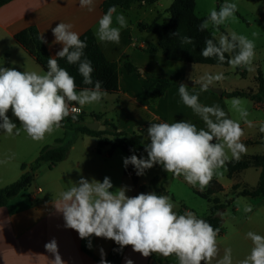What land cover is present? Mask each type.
<instances>
[{
  "label": "clouds",
  "instance_id": "9594fccd",
  "mask_svg": "<svg viewBox=\"0 0 264 264\" xmlns=\"http://www.w3.org/2000/svg\"><path fill=\"white\" fill-rule=\"evenodd\" d=\"M79 6L92 11L94 0H79ZM237 11V3L225 0L219 10L210 9L199 29L204 31L212 26L218 30L219 26L230 19L237 20ZM114 13L116 7L112 6L98 21L95 36L101 42H120V29L127 26V21L123 14L116 15L119 27H113ZM72 29V24L63 22L52 28L55 37L53 43L62 44V49L54 57L48 58V70L44 75L0 67V130L8 135H19L23 130L32 140H43L46 133L62 127V121L70 113L71 118L76 120L82 106L99 103L107 94L102 89L101 81L93 82L92 63L87 58L82 59L87 43ZM170 35H178V32ZM256 35L253 33V36ZM40 39L42 43H47L43 35ZM182 42L192 41L185 36L182 37ZM255 47L254 40L231 32L220 35L218 43L207 39L201 55L204 58L215 57L220 63H224L225 53H228L227 63L233 70L243 66L248 71H254ZM55 57L66 58L68 64L78 65L83 83L94 86L77 92L75 77L67 69L60 67ZM223 79L225 77L222 72L216 75L205 74L199 81L201 91H207L214 81ZM178 90L182 102L200 116L206 129L198 130L195 124L184 120L172 124L150 123L147 128L150 142L145 145L147 158H138L133 154L123 158V165L125 168L132 165L136 175L142 176L146 170L159 164L167 173L176 177L182 175L188 184L194 187L198 185L203 191L214 174H220L217 170L223 168L229 159L226 149L231 153V158L237 161L247 152L246 145L241 142L244 131L241 123L229 118L228 113L219 105L199 103V96L190 94L187 85L179 84ZM71 102H76L81 107H73ZM230 105L245 124L253 126L247 119L249 113L242 106L241 98L233 97ZM10 109L12 116L20 122V127L7 115ZM259 130L264 133V124ZM69 183L72 186L60 194V200L55 206L63 215L66 228L75 230L81 239H89V248L90 238L94 235L114 241L120 250L131 245L134 252L145 258L153 253L164 257L175 254L179 264H201L202 261L204 264H211L218 256L219 228L198 218L194 212L179 214L174 211L177 205L170 196L158 195L155 191L128 196L126 192L130 189L127 186L110 191L113 184L107 176L102 182L82 176L78 181ZM245 211L250 212L251 208H246ZM245 236L252 242V248L237 264H264V235L249 231ZM44 247L54 257L51 264H65L55 238ZM100 253L99 264H109L103 248ZM125 264L134 262L126 259ZM216 264H233L232 249L225 248L223 257Z\"/></svg>",
  "mask_w": 264,
  "mask_h": 264
},
{
  "label": "crops",
  "instance_id": "0c3cea01",
  "mask_svg": "<svg viewBox=\"0 0 264 264\" xmlns=\"http://www.w3.org/2000/svg\"><path fill=\"white\" fill-rule=\"evenodd\" d=\"M103 1L94 0L92 11H89L87 7L81 8L79 0H12L3 5L0 7V38L3 37L8 41V47L4 48L3 52H0V63L4 67H12L21 72L38 73V69L29 59L32 57L16 43L14 35L30 25L37 26L41 35L47 41L45 44L50 56L54 57L62 49V44L53 43L55 37L52 34V28L63 22L72 24V30L79 33V35L88 29H92L95 33L99 19L105 14L101 9ZM159 7L160 0L150 6H147L144 1L136 2L127 10L116 7L112 26L119 27L115 20L116 15L123 14L127 21V26L120 29L121 38L119 44L101 42L97 39L107 58L111 61L119 62L120 92L113 95L117 96L122 106L129 104L134 109L133 116L128 119L129 121L120 119L117 114L115 118H110L106 113H98L103 115L102 120L113 121L121 130L128 133L142 130L144 145L150 142L147 135V128L150 123L166 122L172 124L176 121L184 120L195 124L198 130L200 128L206 129V125L200 116L182 102L178 86L168 88L155 104H151L150 83L146 77L138 72L129 73L125 68V62L129 58L139 69L142 67L144 71L154 75L175 77L172 74L158 73L153 68L154 62H144V55L149 56V58H159L162 63L173 66H181L183 68L188 66V62L168 60L163 54L158 37L154 33L152 34L156 37L151 35L144 37V32H151L142 31L139 28L141 23H148V18L157 15ZM148 42L156 46L157 50L155 53H148L139 49V47H144ZM1 49L0 46V51ZM177 79L189 81L184 80L182 75L177 76ZM137 81L142 82L143 87L145 84V99L133 88L134 82ZM187 87L190 94L199 96V103L207 106L219 105L228 113L229 118L239 119V117H232L229 114V109L227 110V107L224 106L229 103L228 97L219 95L210 89L201 91L196 85H187ZM162 106H167L168 110H161ZM144 115L148 118L146 121L144 120ZM91 121L96 120L91 118L88 122ZM240 123L243 128L244 123L242 121ZM0 132L2 133L3 131L0 130ZM20 133H24V131L21 130ZM67 136L65 134L63 137H56V140L64 139V143L66 140L67 142L72 141L67 158L52 168L49 167V163H44L43 165H46V171L48 172L46 177H43L42 181L37 182V177H35L30 187L21 191L6 206L0 208V264H51V260L54 257L46 251L44 245L53 238L58 243V251L65 264H99V262L94 260L93 256L101 259V248L106 254L105 258L109 255L114 241L93 235L90 238L91 248H89L87 247L89 239H81L75 230L65 227L63 215L57 211L55 205L60 200V194L72 186L69 181L76 182L83 176L89 180L95 178L102 182L103 178L107 176L113 184V188L110 191H115L116 188L121 186H127L130 190L126 192V195L135 196L136 193H141L139 191L140 186H144L145 189L142 192L148 193V189H150L148 185L154 175L146 178H144V175H136L134 178L132 173L125 171L123 158L127 157V155L122 150L116 149L112 155H109L112 144L118 142L120 138L110 136L111 143L101 146L96 137L78 135L70 140V137ZM27 142H22L19 138L12 137L10 139L6 137L4 139V137H0V148L3 147L6 149L5 151L17 153ZM55 143L53 147L61 145V143L56 141ZM256 145L258 144L249 145L246 153L251 147ZM43 147V144L34 145L32 154L37 155ZM261 149L262 154L264 153L263 144ZM10 155L7 154L4 157L6 158ZM137 157L140 158L139 156ZM0 160L3 161L4 159L0 158ZM21 165L20 176L24 172L21 169ZM155 166L157 167V165ZM26 170H28V165ZM256 170L259 181L261 168ZM245 171L228 178L227 170L224 169L223 175L227 176L226 181L218 178L216 174H214V177L224 187L238 183H246L247 185ZM134 173L136 174L135 169ZM167 177V188H169V182L184 184L188 187V183L182 175L176 177L172 173H168ZM258 181L255 186L258 185ZM168 191L174 196V199L170 197L177 205L174 211L181 214L183 198L175 188L172 190L168 189ZM244 198H246L245 201L251 211L248 212L245 218L237 222L235 232L232 235H228L224 230L222 235L217 236L218 256L213 259L211 264H216V261L223 257L225 248L232 249L233 264H237L239 260L244 259L250 253L252 248V242L246 239L245 234L253 231L264 235V197L257 201H252L251 197ZM237 209L238 207L236 206L235 211ZM153 256H161V254L153 253L145 258L142 254L134 252L130 245L124 253L121 264H125L126 259H131L134 264H151ZM169 260L172 264H179L175 254ZM201 264H204V262L202 261Z\"/></svg>",
  "mask_w": 264,
  "mask_h": 264
},
{
  "label": "trees",
  "instance_id": "16d2710c",
  "mask_svg": "<svg viewBox=\"0 0 264 264\" xmlns=\"http://www.w3.org/2000/svg\"><path fill=\"white\" fill-rule=\"evenodd\" d=\"M11 1L12 0H0V7ZM140 1L143 0H104L101 4V9L104 13H106L107 10L112 6L127 10L130 9L135 2ZM144 1L154 3L158 0ZM195 7V0H174L171 7L169 8V11L172 13V17L168 24L160 25L157 20H153L151 23H141L139 28L142 31L154 33L158 37V41L164 56L170 61L228 66V53H225L226 60L224 63H220L215 57L204 58L201 55V50L205 47V41L207 39H213L214 42L217 43L218 40L213 35L211 30H209V28L204 31L199 29V25L208 16L196 15ZM219 7L217 10H219ZM174 32H178V35H170ZM185 36L191 38L192 42L183 43L182 37ZM40 37L41 33L38 27L35 25H30L14 35L16 43L30 56H32L35 61L40 64L43 70L47 72V60L51 56L48 52L46 44L41 42ZM80 39L85 40L87 43V48L84 49V57H82V59L87 58L92 63L94 68L92 73L93 82L96 80L101 81L102 89L105 90L106 93L119 94V62L111 61L107 58L92 29H88L82 33L80 35ZM139 49L148 53H155L157 50L156 46L150 42H148L144 47H139ZM55 58L58 60L60 67L67 69L68 72L75 77L77 91L86 87L94 86V84L86 85L83 83V77L78 72V65L68 64L66 58ZM125 68L129 73L138 72L140 75H144L146 77L147 81L150 83L149 91L151 95V104H155L168 88L172 86H179V84L182 83V80L172 77L154 75L148 71L141 73L139 71V67L134 65L129 58L125 62ZM258 83V91L255 93L253 91L247 92L242 90H232L224 92L223 95L228 97H245L254 100L257 103H262L264 101V78L261 73L258 76ZM76 104V102H71V105ZM85 115L86 114L83 113L81 117H77L76 120H73L71 116L66 117L65 120L62 121V127H74L76 132L79 134L96 137L98 138L99 144L101 146L111 143L110 136L120 138L118 142L112 144L109 155H112L114 150L120 149L127 155V157L134 154L145 159L147 158L142 130L133 133H128L124 130L118 131V125L113 121H109L108 119L103 120V124L106 125V129L104 131L92 130L88 128L85 123ZM9 117L12 118L13 122L17 124V127H20V122L16 120L15 117ZM90 117L96 121H100L102 120L103 115L101 113H91ZM128 135L131 136L129 137ZM56 142L61 143V145L57 147H53L51 145L44 146L40 150L39 155L35 159L30 170H26L27 165L23 163L21 165V169L24 172L21 174L19 179L3 188H0V208L6 206L11 199L17 196L21 191L26 190L31 186L35 178V171L41 163H49V167L52 168L54 165L64 161L67 158L72 141L64 143V139L60 138L57 139ZM252 159L253 162L244 159H239L238 161L234 159H228L225 163V167L228 178H232L235 174L247 170L254 165L258 168H261L258 185L255 188L250 189L245 187L244 189L240 190L236 196L225 201H222L219 197H209L214 193L224 191V186L219 181H217V179H212L210 181L209 185L207 186L206 193H202L193 189L196 195H199L208 201L209 213L201 218L208 221L214 228H219L218 236L222 235L224 232V212L229 207H232L233 210L236 209V207L233 206V202L236 197H264V153L255 155ZM125 171L127 173H132L134 178L136 177V174L134 173V167L132 165H128L127 168H125ZM166 182L167 172L164 171L162 167V172L159 175H155L150 180L148 187L150 188L151 192L155 191L158 195H167L174 199V196L166 188ZM239 187V184H234L232 189L237 191ZM144 189V186H140L139 191L142 192ZM138 194L139 192L136 193L135 196ZM183 206L184 204L182 205L181 214H184ZM129 246L130 245L125 246L122 250H120L119 245L114 242L109 255L105 259L109 262V264H121L124 253ZM85 251L92 255L87 250ZM93 258L97 262H100L101 260L94 256ZM154 260L158 261L159 264H169L168 257H164L162 255L153 256L152 261Z\"/></svg>",
  "mask_w": 264,
  "mask_h": 264
},
{
  "label": "rangeland",
  "instance_id": "374dc122",
  "mask_svg": "<svg viewBox=\"0 0 264 264\" xmlns=\"http://www.w3.org/2000/svg\"><path fill=\"white\" fill-rule=\"evenodd\" d=\"M173 1L174 0H160V7L159 10L157 11V15L155 17L152 16L148 18V23L153 22V20H157V22L160 25L168 24L172 17V13L169 11V8L171 7ZM144 2L147 6L153 4L148 1H144ZM195 2H196V7H195L196 15L208 16L210 9L212 8L218 9V7L225 2V0H195ZM228 2L237 3L238 11L235 13L237 20L233 21L230 19L229 21L226 22V24L219 26L218 30L210 26L209 30H211V32L213 33V35L216 37L217 40H219L220 35H228L231 32H236L237 34L245 35L249 39L254 40L256 45L255 58L253 60V66L255 68L254 71H248L243 66L237 67L235 70H233L229 65L219 66V65H209V64H194V63H188L187 64L188 66L183 68L181 66H173L171 64L162 63V61H160L159 58H155V57L149 58V56L146 55H144V62H154L153 63L154 70H156L158 73L161 74H165V73L172 74L175 76L174 77L175 79H177V76L182 75L184 80L186 79L194 82V85L198 86L200 89H201V83L199 81L202 76H204L205 74L216 75L222 72L225 79H223L222 81H214L211 85H209L210 87L222 89L224 92H228L232 90H242L247 92L253 91L254 93L257 92L258 84H259L258 83L259 74L261 73L264 78V0H228ZM253 33H256L257 35L253 36ZM150 35L156 37L152 33L144 32V37ZM0 43H1L0 46L2 48L0 52H3L4 48L8 47V41L5 38L1 37ZM29 59L34 63V66L38 69V73L40 75H44L46 73L43 70V68L40 66V64H38L33 57ZM0 67H4L2 63H0ZM8 68H12V67H8ZM133 88L138 91L139 95H141L142 97L144 96V99L146 98L145 84L143 87L142 82L137 81L134 82ZM79 91L80 90H78L77 92ZM224 96L228 97L226 95ZM228 98H229L228 100L229 103L225 104L224 106L227 107V110L229 109L230 111L229 114L232 117H239V119L237 120L239 122L242 121V123H244V121L240 119L239 113L231 108L230 101L233 97H228ZM239 98L242 99L243 101L242 106L246 108L249 113L247 119L251 121L253 124L252 127H249L247 124L244 123L242 128L244 131V136L241 137V142H243L246 145V147H248L249 145L258 144L256 146L251 147L248 150V153L242 154L240 159L249 160L253 162L252 158L255 156V154H261V150H262L261 145L262 144L264 145L263 143L264 133H261L259 130L260 126L264 124V101L263 103H257L256 101L251 100L249 98H245V97H239ZM71 106L81 107L78 104ZM161 110L167 111L168 107L162 106ZM81 111L83 112H80L78 117H81V115L85 113L86 114L85 123H87L92 118L90 117L92 112H96V113L103 112L106 113L110 118H115L117 114L120 117V119L124 121H129L128 119H130L133 116L134 109L129 104H125L124 106H122L120 100L118 101L117 96L115 97L113 94L107 93L99 103L86 104L82 106ZM8 115L13 117L11 109L9 110ZM69 116H72V114L70 113ZM147 119L148 118H146L144 115V120L146 121ZM99 122L103 123V120H100ZM65 134L70 137V140L76 138L78 135H82L77 133L74 127H70V126L54 129L53 132L46 133L44 139L40 141L32 140L30 137L27 136L25 132L20 133L19 135H8L3 132L2 133L0 132V137H4V139L6 137L12 139L13 137V138H19L20 140H22V142L28 141L27 144L21 147V150L17 153L5 151L6 149H4L3 147L0 148V155H3L0 158H3L5 160V161L0 160V188H3L15 182L17 179H19L20 165L22 163L28 165V170L31 169L35 159L39 155V153L37 155L32 154L34 145L38 146V144H43L44 146L46 145L55 146L56 137L59 136L63 137ZM65 143H67V140ZM226 153L229 159H232L231 153L227 149H226ZM7 154H11V155L5 158L4 155ZM43 164L44 163H41L35 171V177H37L36 182L42 181L43 177H46L48 173L46 171V165ZM224 169L226 170L225 166L223 168L218 169L217 172L220 174H216V175L218 176V178H222L224 181H226L227 176L225 174L223 175ZM256 169H258V167L254 165L245 171L247 178V185L246 183L245 184L238 183L240 187L237 191H234L232 189V186L229 185L227 187H224V191L214 193L209 197L212 198L219 197L222 201H225L236 196V194L245 187L250 189L255 188L256 187L255 185L258 181V175L256 173L257 171ZM161 172H162V165H157V167L154 166L153 168L146 170L144 174V178L153 175L154 176L159 175ZM213 179H216V177L213 176ZM166 186H168V183L166 184ZM191 186L192 185L188 184V187H186L184 184L169 182V188L167 187L166 188L167 190L168 189L172 190L173 188H175L178 194L183 198V201L181 202L182 205L185 204L183 206L184 209L183 212L191 211L194 212L196 216H198L199 218L204 217L209 213V203L201 196L196 195L193 189L198 190L202 193H206L207 187L203 191H201L198 185L195 187L194 186L191 187ZM148 192H151V190L148 189ZM251 199L252 201H257L260 200L261 197L260 198L251 197ZM245 200L246 198L244 197H236L233 202V206L235 207L237 206L238 209L235 211L233 210L232 207H229L226 209V211L223 214L224 217L223 226H224V230L228 235H232L235 232L237 222L245 218L248 214V212H246L245 209L249 208V206L247 205V202ZM170 257H172V255L168 256V260ZM169 264H172L170 260H169Z\"/></svg>",
  "mask_w": 264,
  "mask_h": 264
},
{
  "label": "water",
  "instance_id": "95a60500",
  "mask_svg": "<svg viewBox=\"0 0 264 264\" xmlns=\"http://www.w3.org/2000/svg\"><path fill=\"white\" fill-rule=\"evenodd\" d=\"M139 71L141 73L144 72V70L142 68L139 69ZM182 83L186 84V85H194V82L192 81H182ZM211 91L215 92V93H218L219 95H223L224 94V91L222 89H218V88H214V87H210L209 88ZM87 127L92 129V130H96V131H104L106 129V125L103 124V123H100V122H97V121H91V122H88L86 123ZM118 131H121V129H118ZM129 137L131 135H128ZM151 264H159L158 261L154 260L152 261Z\"/></svg>",
  "mask_w": 264,
  "mask_h": 264
}]
</instances>
